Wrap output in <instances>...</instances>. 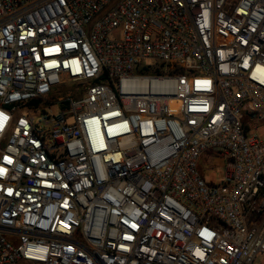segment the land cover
Returning a JSON list of instances; mask_svg holds the SVG:
<instances>
[{
    "label": "built area",
    "instance_id": "built-area-1",
    "mask_svg": "<svg viewBox=\"0 0 264 264\" xmlns=\"http://www.w3.org/2000/svg\"><path fill=\"white\" fill-rule=\"evenodd\" d=\"M0 264H264V0H0Z\"/></svg>",
    "mask_w": 264,
    "mask_h": 264
},
{
    "label": "rangeland",
    "instance_id": "rangeland-1",
    "mask_svg": "<svg viewBox=\"0 0 264 264\" xmlns=\"http://www.w3.org/2000/svg\"><path fill=\"white\" fill-rule=\"evenodd\" d=\"M225 160L219 155L209 152L203 154L199 165L205 179L211 183H217L223 175Z\"/></svg>",
    "mask_w": 264,
    "mask_h": 264
}]
</instances>
